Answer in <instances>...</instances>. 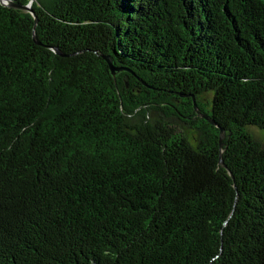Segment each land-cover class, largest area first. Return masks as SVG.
<instances>
[{
	"label": "trees",
	"instance_id": "16d2710c",
	"mask_svg": "<svg viewBox=\"0 0 264 264\" xmlns=\"http://www.w3.org/2000/svg\"><path fill=\"white\" fill-rule=\"evenodd\" d=\"M31 9L0 3V264H264V0Z\"/></svg>",
	"mask_w": 264,
	"mask_h": 264
},
{
	"label": "water",
	"instance_id": "95a60500",
	"mask_svg": "<svg viewBox=\"0 0 264 264\" xmlns=\"http://www.w3.org/2000/svg\"><path fill=\"white\" fill-rule=\"evenodd\" d=\"M33 1V0H32ZM32 1L29 2L26 6H20V5H17L15 4L14 2H12L11 0H0V3L1 5L5 6V7H8V8H11V9H16V10H21L25 13H29L30 15H32L34 17V14H33V11L31 9V4H32ZM34 23L36 25V18L34 17ZM35 28V27H34ZM35 30V29H34ZM33 36H34V33H33ZM34 40L37 44H39L37 41H36V38L34 36ZM105 61L107 63V66L109 68V71L111 73V75L114 77L116 75V73L120 72L123 70V68H119L117 66L114 65L113 63V60L111 58H105ZM221 134H222V131H221Z\"/></svg>",
	"mask_w": 264,
	"mask_h": 264
}]
</instances>
